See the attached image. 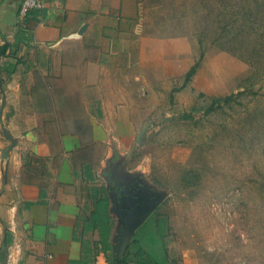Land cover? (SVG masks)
Wrapping results in <instances>:
<instances>
[{
	"label": "crops",
	"instance_id": "obj_1",
	"mask_svg": "<svg viewBox=\"0 0 264 264\" xmlns=\"http://www.w3.org/2000/svg\"><path fill=\"white\" fill-rule=\"evenodd\" d=\"M21 1L0 0V264H112L120 236L112 222L100 249L88 189L155 82V2L42 0L21 20Z\"/></svg>",
	"mask_w": 264,
	"mask_h": 264
},
{
	"label": "rangeland",
	"instance_id": "obj_2",
	"mask_svg": "<svg viewBox=\"0 0 264 264\" xmlns=\"http://www.w3.org/2000/svg\"><path fill=\"white\" fill-rule=\"evenodd\" d=\"M144 2H155L144 15L155 19L145 23L155 82L128 147L97 178L110 191L114 236L127 184L155 199L175 264H264V0Z\"/></svg>",
	"mask_w": 264,
	"mask_h": 264
},
{
	"label": "trees",
	"instance_id": "obj_3",
	"mask_svg": "<svg viewBox=\"0 0 264 264\" xmlns=\"http://www.w3.org/2000/svg\"><path fill=\"white\" fill-rule=\"evenodd\" d=\"M191 67L185 75V82L193 74ZM232 96L216 98L210 108L221 102H229ZM88 197L92 202L89 216L84 218L87 229H96L99 234L98 244L104 252L110 250V236L112 221L109 215L108 190L104 185H93L88 189ZM166 224L157 211L152 212L148 220L144 221L134 232L124 253L112 264H175L168 255L164 241V228Z\"/></svg>",
	"mask_w": 264,
	"mask_h": 264
},
{
	"label": "water",
	"instance_id": "obj_4",
	"mask_svg": "<svg viewBox=\"0 0 264 264\" xmlns=\"http://www.w3.org/2000/svg\"><path fill=\"white\" fill-rule=\"evenodd\" d=\"M83 26L79 29V34L82 33ZM4 104H2L3 106ZM1 110L0 108V119H1ZM146 127H143L136 137V142L139 143L143 132ZM11 145L5 148L1 154L2 158H5V154L9 148L14 144V140L11 138ZM115 172V171H113ZM119 185H123L122 181L118 180ZM125 194L119 200L120 210L119 216L123 223V230H121V236L119 238L118 244V254L119 257L124 253L127 244L129 243L131 237L133 236L135 230L146 220V218L154 211L155 209V199L149 197L147 192H133L131 191L127 184H125ZM125 204L126 206H123ZM118 257V258H119ZM117 258V259H118Z\"/></svg>",
	"mask_w": 264,
	"mask_h": 264
},
{
	"label": "built area",
	"instance_id": "obj_5",
	"mask_svg": "<svg viewBox=\"0 0 264 264\" xmlns=\"http://www.w3.org/2000/svg\"><path fill=\"white\" fill-rule=\"evenodd\" d=\"M44 7L42 0H22L18 9L19 19L23 20L29 11L38 10L41 11Z\"/></svg>",
	"mask_w": 264,
	"mask_h": 264
},
{
	"label": "flooded vegetation",
	"instance_id": "obj_6",
	"mask_svg": "<svg viewBox=\"0 0 264 264\" xmlns=\"http://www.w3.org/2000/svg\"><path fill=\"white\" fill-rule=\"evenodd\" d=\"M122 187H119L118 191L121 190ZM117 195L119 196L120 195V192H117ZM123 206H126L125 204H123Z\"/></svg>",
	"mask_w": 264,
	"mask_h": 264
}]
</instances>
